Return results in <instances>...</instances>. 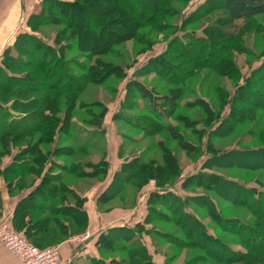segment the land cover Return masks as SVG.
<instances>
[{
	"label": "rangeland",
	"instance_id": "rangeland-1",
	"mask_svg": "<svg viewBox=\"0 0 264 264\" xmlns=\"http://www.w3.org/2000/svg\"><path fill=\"white\" fill-rule=\"evenodd\" d=\"M79 1L88 3L89 9L102 24L115 33L104 34L100 39L89 34L90 37L84 41V50L69 53L66 59H75L80 65L93 66V61H88L93 53L99 59L96 69L106 73L88 75L86 81L73 76L75 81L69 83L66 76H57L59 69L43 76V70H48L47 66L36 68L31 65L21 72L12 73L23 77L22 81H2L4 94L10 95V100L16 97L14 89L20 84L29 91L28 99L49 93L55 116H64L66 121L71 119L73 127L70 132L77 133L81 138L76 140L78 143L88 137V149L73 154L70 149L73 141L59 138L55 140L53 136L47 139L46 131H41L14 139L11 148H8L1 159V166L7 164L12 158L11 154L18 151L22 153L21 156L33 160L27 171L14 172L10 177L16 179L20 176L19 182L24 189L38 177L40 166L35 161L42 155L45 159L50 158L52 164L57 166V169L52 170L57 176L55 181H48L44 185L59 183L65 189L74 186L79 191H86L102 186L105 177L99 170L101 165L98 159L104 149L108 158L110 147L117 146L122 153L119 161H128L129 164L118 177L113 190L111 189L112 192L117 191V187L121 190L113 200L101 205L103 210L133 208L138 196L142 195L140 203L144 206L145 215V198L150 190L158 189L157 186L171 190L182 198L200 196V200H194L200 207L187 202L185 210L197 215L209 232L215 233L233 252L244 254L239 260L225 262L218 258L219 248H215L214 255L211 256L204 250L208 247L206 243V247L202 249L183 242V223L191 226L192 222L182 218L181 222L179 220L176 223L171 219L173 215L167 206L152 203L154 211H160L161 215L159 217L158 213H153V225L146 228L153 226L156 234H144L141 239L155 264H264V252L249 251L248 246L244 245L242 239L247 233L244 237H239L235 232L227 230L230 224H223L221 221L234 217L257 224L264 232V220L258 222L251 208L233 201L234 188L209 179H203L199 183L192 181L187 189L180 187L184 178L196 174L207 164L211 154L214 156V166L208 167L213 172L246 186L264 189V77L261 76L260 68L264 61V15L255 17L253 21H236L234 28H227V32L233 33V41L210 44L203 37L204 30L216 18L225 15V9L216 1L147 0L150 5L157 8L159 6L162 13L155 18L147 10L145 19L132 16L119 6L117 0ZM207 5L206 9L197 11ZM65 16L72 17L78 23L79 16L76 12ZM35 25L51 38L66 28L62 24L45 25L40 21ZM193 39L196 40L194 43L197 42L195 44L199 52L192 50L194 43H190V40ZM96 43L98 45L91 49ZM175 49L187 50L188 56L183 57ZM164 54L169 59L172 72L162 79L149 67V61L154 56ZM215 56L217 59H213ZM26 58L32 60L33 56L28 55ZM78 74L82 75V72ZM135 79L161 94L167 93L171 88L183 89L180 107L164 124L175 127L185 140L196 146L195 152L182 150L163 127H157L158 131H149L132 124L135 121L138 123V116L148 114L145 111V101L130 87ZM9 104L10 102L6 106ZM99 118L100 126L105 130V138L97 141L94 134L97 129L91 122ZM95 141L97 142L93 146ZM228 150L233 151L229 156L225 154ZM58 163L75 167V173L68 174L66 169L71 168ZM127 175L129 181H123L122 177ZM209 199L213 200L216 207L215 218L202 207L207 205ZM65 200L73 202L69 198ZM58 202L59 200L55 201ZM263 208L260 205L256 207L258 212ZM26 212L28 216L33 214V219L49 217L48 212L29 209ZM71 215L75 216V212L68 211L59 218L72 224ZM175 215L177 218V211ZM48 223L55 226L54 221ZM233 228L236 231L238 227ZM81 232L83 231L74 228L72 235ZM253 237L257 243L259 236ZM194 239L202 241L198 234L191 240ZM106 258H115L112 259L113 264H121L126 259L120 253L109 254ZM136 263L143 264L140 260H136Z\"/></svg>",
	"mask_w": 264,
	"mask_h": 264
},
{
	"label": "trees",
	"instance_id": "trees-1",
	"mask_svg": "<svg viewBox=\"0 0 264 264\" xmlns=\"http://www.w3.org/2000/svg\"><path fill=\"white\" fill-rule=\"evenodd\" d=\"M117 1L119 6L124 8L134 17L147 18V10L151 11V15L156 16L155 18L162 13L159 6L158 8L154 7L153 5H150L147 0ZM209 1L210 2L207 3L216 1L225 9V15L216 18L212 23L208 24L204 30L203 37L210 44L221 41H233V33L227 32V28H234L236 26V21H253L255 17L264 15V0ZM207 7L208 5L198 8L197 11H201ZM72 12L78 14V23L74 22L72 17L66 18L65 14H72ZM39 21L45 25L62 24L66 28L51 38L43 34L35 25V23ZM26 23L28 31L19 33L12 45L6 47L0 55V180L3 181L6 190L10 195H17L24 191L28 192L16 202L11 219L8 220L2 215L3 202L0 186V219L5 220L12 229L20 232L31 243L43 248L46 246L57 245L64 239L70 237L74 228H76V230H83L86 228L88 215L83 209L84 198L80 197L76 191H73L68 187L65 189V186L59 183L49 186L44 185V183L48 181L54 182L57 178L52 171L57 169V166H54L52 160L48 157H46V159L42 155L38 157L35 161L36 164L40 166V171L37 175L38 177L32 185L24 189H22V186L20 185L21 183L19 182V179H21L20 176L16 179H11L10 177L14 172L21 173L22 170L27 171L28 168L31 167V161L33 162V160L21 156L22 153L19 151L11 154L12 158L3 166H1V159L8 148H11L10 145H12L14 139L29 136L31 133L46 131L47 139L53 136V139L55 140L59 138L64 141H73L74 144L70 147L73 154L85 152L88 149L89 140L88 137H85V141L80 143L76 141L81 138L77 136V133L70 132L73 127L72 120L68 119L66 121L64 116H55L51 108L52 97L49 93L46 92L45 95L39 98L28 99L27 95H29V91L19 83L20 85L14 89L16 97L13 100H10V95L4 94L3 83L10 80H13V82L22 81L23 77L19 74L14 75L12 73L21 72L24 68L31 65L36 68H38V66L43 68L47 66L48 72L43 70V76L47 73L51 74V71L54 69H59V75L57 76H66L69 83L75 81L73 76L86 81L88 75L95 73L104 75L106 72L104 73L103 71L101 72L96 69L99 59L93 56V53L92 57H88L89 62L93 61V66H90V64H83V67V65H80L75 59L67 60L66 57L69 53L76 50H84V41L86 38L90 37L89 34H94L96 38L100 39L104 34L112 35L115 32L108 30V28L102 24V21L89 9L88 3L79 0H40L39 9L27 18ZM56 39L59 40V42H57ZM50 40L51 42H49ZM193 41L196 40H190V43ZM195 43L192 45L194 48H192V50L199 52L198 46H196ZM97 45V43L92 45L93 47H91V49ZM174 51L179 50L175 49ZM179 54L183 57L188 56L187 50L185 49L184 51L180 49ZM28 55H32L33 59L28 60L26 58ZM38 56L39 58L37 59ZM213 59H217V57L215 56ZM149 67L160 75L162 79L166 78V76L172 72L169 59L165 54L152 57L149 61ZM260 68L262 70L261 76L264 77V61ZM74 70L76 71L74 72ZM77 71H81L82 75L78 74L79 72ZM2 80H4V82ZM6 87L7 86H5V88ZM130 87L139 94L143 101H145V111L148 113L144 116H138V123L135 121L132 123L133 125H137L142 129L146 128L145 130L149 131H158L157 127H163L167 130L170 138L177 141V144L182 150L188 153L196 151V146L185 140L183 135L175 127L170 126L169 124H164L167 120L171 119L180 107L181 100L184 96L183 89L180 87L171 88L167 93L161 94L154 92L152 88L147 87L144 83L136 79L131 82ZM9 102L10 104L6 106ZM73 106L75 109V100ZM124 116L126 117L127 115ZM100 121L101 118L91 122L92 126L97 129L94 132L97 141L105 138V130L100 126ZM147 125L150 127L147 128ZM63 128H65L64 131H60ZM97 141L93 143V146ZM232 152V150H228L225 154H228L229 156ZM121 155V150L118 148L119 159L121 158ZM16 158H19L20 160H16ZM213 160L214 156L210 154L206 162L207 164H204L196 174L184 178L180 187L182 189H187V185L192 181L199 183V181H202L203 179L218 180L222 185H225L226 187L231 186L235 189L233 190L234 198H232L234 202L246 208H251L252 214L258 222L264 220V208L261 212H258L256 209L257 205L264 207V189L259 190L255 187L246 186L239 181L228 179L225 176L213 172L208 167L214 166ZM98 162L101 165L99 170L105 177L110 165L109 157H106L105 149L102 152V156L98 159ZM127 164H129L128 161H119V165L117 166L109 185L97 197L98 204H107L116 197V194L121 189L117 187V191L114 192H112L111 189L114 188L118 177L124 172ZM226 164L227 166H230L228 163ZM58 165L70 167L60 163H58ZM141 167H139V169H142ZM75 170V167L71 168V170L66 169L68 174H71L72 172L75 173ZM122 179L126 182L129 181L128 175L123 176ZM157 188L158 189L150 190L147 194L145 198V215H143L137 222L131 226L121 225L108 227L97 234L94 245L97 249L98 256L89 257L90 264H113L114 262L112 259L115 260V258H109L108 260L106 258L107 255L113 253H120L126 257V259L121 261V264H137L136 260H140L143 264H155L144 240L141 239L144 234L149 236L156 234V229L153 228V226L151 228H146L149 225H153L151 219L153 213H158L159 217L161 215L160 211H154L155 206H153L152 203L167 206L173 215L171 216V219L176 223L179 220L181 222L182 218L189 219L192 222L191 226H186L183 223V242L189 243L192 246H199L202 249L208 245L204 250L211 256L214 255L213 252L215 248H219L220 251L218 258L225 262L239 260L244 256V254L240 252H233L227 244L222 243L217 238L215 233L209 232L206 224L202 222L197 215L185 210L187 208V202H192L191 204L194 203V205L198 206L197 202L194 200H200V196H185L182 198L181 196L174 194L171 190H164L161 186H157ZM65 198H69L73 202H68ZM56 200H59V202L55 203ZM212 201L209 199L207 205L205 204V206L203 205L202 207L206 212L210 211L215 218L216 207ZM26 209L35 212H48L49 217L33 219V214H29L28 216V214H26ZM68 211L75 212V216L71 215L70 217L72 224H68L67 221L59 218L60 216L66 215ZM175 211H177L179 216H177V218ZM49 221H54L55 226L50 225L48 223ZM221 221L223 224H230L227 230L235 232L239 237H244V234L247 233L242 241L246 247L248 246L247 248H249V251L264 252V232L261 231V226L238 220L234 217L224 218L221 219ZM221 221L218 220V222L222 223ZM72 226L74 227L73 229ZM234 226L238 227L236 231L233 228ZM197 234L202 237V241H196L195 239L191 240L192 237H195ZM253 235L259 236L257 243L253 240ZM205 243L206 246L204 245Z\"/></svg>",
	"mask_w": 264,
	"mask_h": 264
},
{
	"label": "crops",
	"instance_id": "crops-1",
	"mask_svg": "<svg viewBox=\"0 0 264 264\" xmlns=\"http://www.w3.org/2000/svg\"><path fill=\"white\" fill-rule=\"evenodd\" d=\"M39 7L40 0H0V55L6 47L12 45L19 33L28 31L27 18L36 12ZM109 161V170L103 180L104 182L101 184L102 186L86 191H79L74 186L68 187L84 198L83 209L87 212L88 222L86 228L82 231L88 230L91 233V237L83 243L75 244L71 241V238L76 233L58 243L60 264H90L89 257L98 256L94 241L101 230L112 226H131L140 219V215L141 217L143 216L144 206L140 203L143 199L142 195L138 196L136 205L129 209L122 208L105 211L101 208L103 204L97 203V197L109 185L119 165L117 146L115 148L110 147ZM0 186L3 202L2 215L10 220L16 202L25 196L28 191L10 195L1 180ZM0 264L22 263L17 256L0 243Z\"/></svg>",
	"mask_w": 264,
	"mask_h": 264
},
{
	"label": "built area",
	"instance_id": "built-area-1",
	"mask_svg": "<svg viewBox=\"0 0 264 264\" xmlns=\"http://www.w3.org/2000/svg\"><path fill=\"white\" fill-rule=\"evenodd\" d=\"M91 233L85 230L74 235L71 241L75 244L89 240ZM0 243L13 253L22 264H60L57 245L40 248L31 243L24 235L12 229L9 224L0 219Z\"/></svg>",
	"mask_w": 264,
	"mask_h": 264
}]
</instances>
